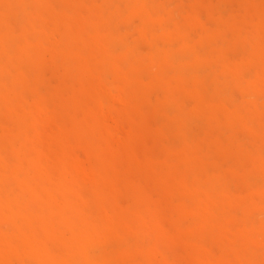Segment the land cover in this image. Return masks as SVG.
<instances>
[{
  "label": "rangeland",
  "instance_id": "rangeland-1",
  "mask_svg": "<svg viewBox=\"0 0 264 264\" xmlns=\"http://www.w3.org/2000/svg\"><path fill=\"white\" fill-rule=\"evenodd\" d=\"M48 259L264 264V0H0V264Z\"/></svg>",
  "mask_w": 264,
  "mask_h": 264
},
{
  "label": "bare ground",
  "instance_id": "bare-ground-1",
  "mask_svg": "<svg viewBox=\"0 0 264 264\" xmlns=\"http://www.w3.org/2000/svg\"><path fill=\"white\" fill-rule=\"evenodd\" d=\"M32 211H33V210H32ZM17 216H18V214H17ZM15 218H17V217H15ZM13 219H14V218H13ZM18 219L21 220V218H19V217H18ZM16 220H17V219H16ZM22 220H23V219H22ZM22 220H21V221H22ZM23 221H24V220H23ZM27 221H28V220H27ZM49 257H50V256H49ZM51 258L53 259V257H50V260H52ZM50 260L48 259V261H50ZM51 263H52V261L49 262V264H51ZM54 263H55V262H54ZM54 263H53V264H54ZM55 264H58V263H55ZM64 264H65V263H64Z\"/></svg>",
  "mask_w": 264,
  "mask_h": 264
}]
</instances>
